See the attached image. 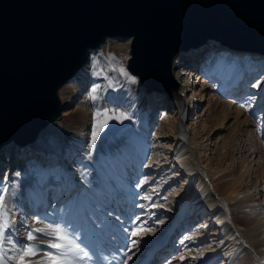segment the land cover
Instances as JSON below:
<instances>
[{
  "label": "bare ground",
  "instance_id": "obj_1",
  "mask_svg": "<svg viewBox=\"0 0 264 264\" xmlns=\"http://www.w3.org/2000/svg\"><path fill=\"white\" fill-rule=\"evenodd\" d=\"M110 41L113 42L109 43ZM131 41V37H108L99 47L90 51L85 65L67 81H73L76 77L86 78L90 75V78L87 77L89 80L86 88L79 96L80 100L76 106L78 109L74 115L73 124L68 125L64 122L59 127L58 123L60 122L57 121L60 117H57L40 132L35 141L25 144L12 141L1 148L0 264H109V262L115 264L113 255L105 256L106 253H109L107 248L96 247L97 243L101 244V238L103 240L106 238L97 229L100 227V220L104 215L106 201L121 192H112V186L114 187L115 184L110 186L111 184H108L110 181L107 183L109 187L96 182L95 175L91 176L88 168L93 167L91 164L96 163L94 165L99 167L101 170L99 172L104 174L101 175V178L105 176V179L106 177L108 179L109 176L114 177L113 175H115L124 185L120 186L126 187L130 182L134 185L144 182L139 181L135 174L131 176L133 180L130 181L129 176H127L131 175L127 173L128 167L132 173L141 170L147 172L153 166H159L166 170L171 168L167 165L170 164L168 161L172 158V163H176L174 167L180 170L177 169L171 174L176 176L179 172H183L182 176L191 179V182L186 190H180L174 184L169 187V192L177 193L181 197L177 200L180 203L179 207L173 212L175 216L172 218L168 216L169 219L171 218L169 231L171 232L180 222L181 216L195 214L193 217H196L207 211L208 215L203 220L204 226L199 227L200 229L191 230V234H189L191 240L202 238L196 246V253L193 252L202 257L200 262L212 264L213 259L223 254L225 264H264V248H262L264 244L262 239L264 234V207L250 205L253 195L250 194L249 190H247V194L246 192L243 193L248 187L244 178L248 177L250 172H247L249 174L246 176L244 174L235 175V171L231 170L232 163L228 162L226 155L222 158L224 161H221L219 167L210 171L212 180L217 181L220 188L227 190L225 197H235L228 201L226 207L223 198L217 197L209 188L208 180L204 173L198 169L196 157L186 142L183 119L188 112L189 101L194 102L197 98V91L194 89L196 87V82L194 83L196 73L192 70L191 75L185 76V71L187 62L192 61L193 56L199 52L198 49L190 48V50L181 51L174 55L172 67L175 78L180 81L178 89L167 92H149L140 77L128 67V61L131 57ZM209 46L212 47H209L210 49L206 52L210 51V53H207L200 61L197 77L206 71L208 61L205 62V60L212 54L211 50L219 46L227 47L221 45L219 41H210ZM123 49H125L126 54L125 62L120 66L116 61ZM236 51H244L240 57V62L247 64V68L251 71L259 67L253 60L256 55L252 53L264 54L250 49ZM233 52L235 51L228 47L221 51L217 58H213L216 62V68H219L223 78H225L227 71L229 74L230 69L234 70L236 65V62L231 60ZM242 67L238 62L233 72L237 76L232 77L234 86L238 85L236 88L241 87L238 74L243 73L241 72ZM240 69L241 71H239ZM132 81L137 82L136 88L133 87ZM222 81L224 82V80ZM185 93L186 97H183ZM156 100L165 102L170 108L175 107L178 121L175 119L177 122H173L172 126V134L176 139L165 142V146H168L169 150L172 151L166 152V157L162 159L157 157L150 160L147 154L148 150L146 151L142 141H145L143 131L151 123V117L148 119V116H151L149 115V108ZM166 115L162 112V119L165 120L169 117ZM140 136H142L141 141ZM107 138H110L111 141L108 142ZM37 141L38 148H34V143ZM102 148L112 151L117 149L119 152L117 155L115 154L116 156L113 155L114 157L112 156L111 159H106L107 157L105 158V155L101 153ZM36 150H40L39 152L43 156H49V163L44 165L39 159L33 158L38 154H33ZM15 163H24V166H18L14 172L15 175L11 178V176L9 177L10 171L15 169ZM126 164L129 166L127 167ZM53 181L58 183L56 190L63 192V199L60 204L42 212L38 210L34 224L27 230L25 240L21 245L9 246L6 242V232L11 226V220H9L2 205L7 194L22 186L24 190L21 188L20 190L29 199L30 205L38 209L40 205L43 207L47 203L39 184H44V187H47ZM77 186L78 188H76ZM75 188L78 191L74 193ZM242 193L243 195H241ZM189 206L192 211L190 213L187 211ZM105 212L108 213L109 211ZM163 217L165 218V216ZM212 220L214 221L213 225H219L217 231L221 230L220 234L222 235L216 248L210 244L212 239H210L211 230L209 227ZM235 225L238 226L239 230ZM206 232L209 233L205 235ZM88 259L91 261L87 262Z\"/></svg>",
  "mask_w": 264,
  "mask_h": 264
},
{
  "label": "rangeland",
  "instance_id": "obj_2",
  "mask_svg": "<svg viewBox=\"0 0 264 264\" xmlns=\"http://www.w3.org/2000/svg\"><path fill=\"white\" fill-rule=\"evenodd\" d=\"M227 48L219 46L212 49V54L208 57L210 60H205V62L208 61L206 63L208 67L198 77V65L210 51L206 52L207 49L201 54L197 52L196 56H193L192 61L189 60L187 62L185 76L190 74L192 70L196 73V76H194L196 78L194 79L196 87L194 89L197 91V98L194 102L189 101V109L183 119L186 142L196 157L198 169L207 178L209 188L213 190L217 197L223 198L222 200L225 201L226 207L228 201L235 197H225L227 190L220 188L218 182L213 181L209 174L212 169L216 170L219 167L221 161H224L222 158L225 155L228 162L232 163L231 170L235 171V175L244 174L246 176V174H249L247 172H250L249 176L244 178L248 187L243 192L247 194V190H249L250 194L253 195L252 202L249 204L264 207V54L252 51V54L256 55L253 60L259 67L251 71V69L247 68V64L240 62V57L244 51L232 49L235 52H233L231 60L236 62L233 69L235 70L238 62L241 67L243 66V69L241 68L242 71L241 69L239 70L243 73L238 74V81H240L241 87H237V89L236 86L238 85L234 86L235 84L232 81V77L236 76V73H233L234 70L231 68L229 74L227 71L225 78H223L219 68H216L215 59H213L217 58L218 54ZM125 55V49L121 50L116 61L118 65L121 66L125 62ZM236 60L239 61L237 62ZM233 62H231V65H233ZM254 62L252 61L253 64ZM87 77L90 78V75L86 76V78L84 77L85 79L76 77L73 81L65 83L60 88L59 95L63 111L57 121L60 122L58 123L59 127L64 122V124L68 125L74 123V115L78 109L76 106L80 100L79 96L88 84L89 78ZM132 84L133 87H137L135 85L137 84L136 81H132ZM184 95L183 97H186V93ZM149 109V115L151 116H148V119L151 117V123L143 131L145 141H142V143L145 144L146 151H149H147V154L150 160L157 157L162 159L166 157V152L172 151L169 150L168 146H165V142H171V139H176L172 134V126L173 122L178 121V118H176L177 110L175 107L170 108L165 102L159 100L154 101ZM162 112L169 117L165 120L162 119ZM139 133L142 134V132ZM142 136H140V141ZM107 140L108 142L111 141L110 138H107ZM172 143L175 144V142ZM34 145V148H38V141ZM104 149L102 148L101 153L105 155V158L107 157L106 159H111L113 155H117L119 152L117 149L113 151ZM39 151L36 150L33 153H38L33 158L39 159L46 165L50 161L49 156H43ZM172 160L173 158L168 161L170 164L166 162V164H169L167 166L171 167L170 169L164 170L161 169L162 167L153 166L147 172L141 170L144 172L136 171L132 173L128 167L129 164H126L128 167L127 173L131 174L127 175L130 177H128L130 181L133 180V177H131L133 174L139 181H144L142 184H136L137 186L130 182L126 187H122L124 185L115 175H113L114 177L109 176L108 179L106 177L107 180L105 176L101 178V175L104 174H101L99 167L94 165L96 163L91 164L93 165L92 169L88 168L91 176L95 175L96 182L108 186L107 183L110 181L108 183L109 185L111 184L110 186L112 184L116 186H112V192L119 191L121 192L119 193L120 196L123 194L120 197L117 193V195H113L110 200L106 201L104 209L109 212L104 211L103 218L100 220L99 230L97 229L106 238L104 240L101 238V244L97 243L96 247L100 249L107 248L109 253H106L105 256L113 255L115 264H205V262H200L201 256L193 253L194 251L196 253V246L202 238L191 240L189 234H191V230L200 229L199 227L204 226L203 220L208 215L207 211L196 217H193L195 214L181 216L180 222L171 232L169 231L171 225L169 222L175 216L173 212L179 207L180 203L177 200L181 198L177 193L169 192V187L174 184L177 185L178 189L186 190L191 182V179L182 176L183 172H179L176 176L171 174V172H176L178 169L174 167L176 163L173 164ZM18 166L23 167L24 163H15V169L10 171L11 175L9 177L13 178L12 176L15 175L14 172ZM159 169L160 171H157ZM124 181L126 182V180ZM57 185L58 183L54 181L47 187H44V184H39L47 203L43 207L40 205L38 209L30 205L29 199L22 193V190H24L22 186H20L22 190L17 188V191H10L7 194L2 205L8 214L9 220H11V226L6 232V242L9 246L13 244L21 245L25 240L27 230L34 224V218L38 210L42 212L60 204L63 199V192L62 190H56ZM76 188L73 191L74 193L78 191ZM129 198L130 200H128ZM151 203L156 204V206ZM149 204L151 205L149 206ZM228 210L230 213V208ZM187 211L189 213L192 212L190 206ZM161 215L162 217L165 216V218H162ZM168 216L171 218L169 219ZM229 219L233 223L231 217ZM213 220L209 227L211 230L210 239H212L210 244L216 248L222 235L220 234L221 230L217 231L219 225L212 224L215 221ZM235 227L239 230L238 226L235 225ZM208 233L206 232L205 235ZM262 239L264 242V234ZM262 246L264 248V244ZM209 256L211 255L209 254ZM90 259L92 260V258ZM90 259L87 262L91 261ZM224 259L223 254L219 255L213 259L212 264H225ZM109 264L114 263L109 262Z\"/></svg>",
  "mask_w": 264,
  "mask_h": 264
},
{
  "label": "water",
  "instance_id": "obj_3",
  "mask_svg": "<svg viewBox=\"0 0 264 264\" xmlns=\"http://www.w3.org/2000/svg\"><path fill=\"white\" fill-rule=\"evenodd\" d=\"M108 37H131L129 69L167 92L181 51L264 53V0H0V150L61 116L60 88Z\"/></svg>",
  "mask_w": 264,
  "mask_h": 264
}]
</instances>
